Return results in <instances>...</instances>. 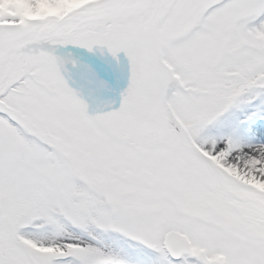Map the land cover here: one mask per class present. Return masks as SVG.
Returning <instances> with one entry per match:
<instances>
[{
	"label": "snow or ice",
	"instance_id": "1",
	"mask_svg": "<svg viewBox=\"0 0 264 264\" xmlns=\"http://www.w3.org/2000/svg\"><path fill=\"white\" fill-rule=\"evenodd\" d=\"M0 264H264V0H0Z\"/></svg>",
	"mask_w": 264,
	"mask_h": 264
}]
</instances>
